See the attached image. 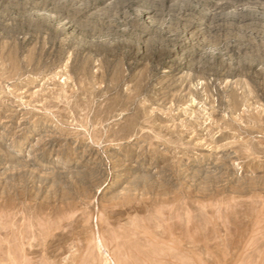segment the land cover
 <instances>
[{
  "label": "rangeland",
  "instance_id": "obj_1",
  "mask_svg": "<svg viewBox=\"0 0 264 264\" xmlns=\"http://www.w3.org/2000/svg\"><path fill=\"white\" fill-rule=\"evenodd\" d=\"M263 245L264 0H0V264Z\"/></svg>",
  "mask_w": 264,
  "mask_h": 264
},
{
  "label": "bare ground",
  "instance_id": "obj_2",
  "mask_svg": "<svg viewBox=\"0 0 264 264\" xmlns=\"http://www.w3.org/2000/svg\"><path fill=\"white\" fill-rule=\"evenodd\" d=\"M260 57V56H259ZM242 66V65H241ZM252 182V181H251ZM240 191V190H239ZM258 200V199H257ZM244 202V201H243ZM237 204H240V203H237ZM241 205V204H240ZM139 206V205H138ZM241 207V206H240ZM161 208V207H160ZM185 208V207H184ZM235 208H236V206H235ZM241 209V208H240ZM263 210V209H262ZM240 210H238V212H239ZM250 211V210H249ZM238 212H236V213H238ZM241 213V212H240ZM239 214V213H238ZM241 216V215H240ZM240 216H238L239 218H240ZM237 217V219H238V221H239V218ZM183 218V217H182ZM242 219V218H241ZM247 219V218H246ZM263 219V218H262ZM176 223V222H175ZM247 223V222H246ZM238 224H240V223H238ZM252 225V224H251ZM262 225V224H261ZM171 227V226H170ZM15 229V228H14ZM237 229H239V228H237ZM76 230V229H75ZM237 232H239L240 233V230L239 231H237ZM263 232V231H262ZM247 233V232H246ZM15 234V233H14ZM74 234V233H73ZM243 234V233H242ZM143 235V234H142ZM203 235V234H202ZM239 235V234H238ZM252 235V234H251ZM140 237V236H139ZM158 237V236H157ZM170 237V236H169ZM238 237V236H237ZM242 237V236H241ZM240 237V238H241ZM78 239V238H77ZM138 239V238H137ZM167 239V238H166ZM255 239H256V237H255ZM125 240V239H124ZM263 240V239H262ZM174 241V240H173ZM237 241V240H236ZM241 241V240H240ZM250 241V240H249ZM254 241V240H253ZM23 242V241H22ZM125 242V241H124ZM151 242V241H150ZM191 242V241H190ZM132 243V242H131ZM136 243V242H135ZM147 243H148V241H147ZM125 244H126V242H125ZM21 245V244H20ZM197 245V244H196ZM243 245V244H242ZM135 246V245H134ZM153 246H155V245H153ZM248 246H250V245H248ZM248 246H247V248H248ZM264 246V245H263ZM15 247V246H14ZM129 248H130V246H128ZM137 247V246H136ZM147 247V246H146ZM255 247V246H254ZM261 247V246H260ZM161 248V247H160ZM180 248V247H179ZM251 248V247H250ZM156 249V248H155ZM200 249V248H199ZM246 249V248H245ZM252 249V248H251ZM135 250V249H134ZM162 250V249H161ZM183 250V249H182ZM246 250H248V249H246ZM245 250V251H246ZM250 250V249H249ZM50 251V250H49ZM54 251V250H53ZM154 251V250H153ZM157 252V251H156ZM237 252V251H236ZM262 252V251H261ZM207 253V252H206ZM250 253V252H249ZM33 254V253H32ZM124 254V253H123ZM131 254H133V252H131ZM143 254V253H142ZM244 254H246V253H244ZM243 254V255H244ZM30 255V254H29ZM125 255V254H124ZM134 255V254H133ZM253 255V254H252ZM261 255V254H260ZM15 256H17L16 254H15ZM119 256H120V254H119ZM128 256H129V254H128ZM132 255H130V257H131ZM150 256V255H149ZM148 256V257H149ZM165 256V255H164ZM250 256V255H249ZM259 256V255H258ZM129 257V258H130ZM133 257V256H132ZM131 257V258H132ZM157 257V256H156ZM134 258V257H133ZM185 258H186V256H185ZM190 258V257H189ZM210 258V257H209ZM213 258V257H212ZM243 258V257H242ZM120 259H122V258H120ZM150 259V258H149ZM173 259V258H172ZM250 259V258H249ZM129 260V259H128ZM240 260V259H239ZM119 261V260H118ZM138 261V260H137ZM149 261V260H148ZM157 261H159V260H157ZM163 261V260H162ZM190 261V260H189ZM133 262L135 263V261L133 260ZM154 263H156V262H154ZM170 263V262H169ZM18 264V263H17ZM125 264H129V262H127V263H125ZM131 264V263H130ZM150 264H153V263H150ZM160 264V263H159ZM162 264V263H161ZM167 264V263H166ZM262 264H264V262H263V260H262Z\"/></svg>",
  "mask_w": 264,
  "mask_h": 264
}]
</instances>
